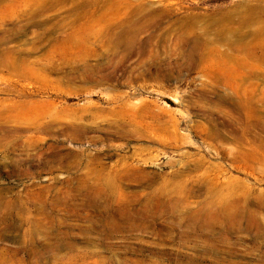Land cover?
I'll use <instances>...</instances> for the list:
<instances>
[{
  "label": "rangeland",
  "instance_id": "374dc122",
  "mask_svg": "<svg viewBox=\"0 0 264 264\" xmlns=\"http://www.w3.org/2000/svg\"><path fill=\"white\" fill-rule=\"evenodd\" d=\"M14 1L19 12L0 27V37L13 30L2 48L47 58V72L29 81L0 73V126L12 136L0 138L8 148L0 147V264H264V212L245 232L236 219L206 218L223 212L206 205V187L185 196L174 187L198 176L193 164L204 158L222 171L217 194L237 182L252 198L264 192V161L232 163L209 148L218 140L208 134H220L226 152L247 150L222 126L228 102L239 99L230 74L216 80L201 71L229 65L238 55L233 40L264 29V0ZM127 19L145 28L133 52L117 47L122 30L107 34ZM94 34L108 43L80 46ZM249 82L243 87L255 84L261 99L264 78Z\"/></svg>",
  "mask_w": 264,
  "mask_h": 264
},
{
  "label": "bare ground",
  "instance_id": "6f19581e",
  "mask_svg": "<svg viewBox=\"0 0 264 264\" xmlns=\"http://www.w3.org/2000/svg\"><path fill=\"white\" fill-rule=\"evenodd\" d=\"M0 2L3 3V0H0ZM4 7H5V9L3 8L2 12L0 13V19H1L0 20V27H2L4 25V21L9 19L12 14L19 12L16 9L17 7L15 6L14 0H10L8 2V5L4 6ZM42 11H43V9L41 11L39 10L40 13ZM37 13H38V11H37ZM40 16H41V14H40ZM155 16H157V15H155ZM152 18H154V17H152ZM140 20H141V18H140ZM154 20H156V19H154ZM111 21H113V20H111ZM142 21H143V23H145L144 20H142ZM147 21L150 22L148 19H147ZM29 22H27V23H29ZM116 22L114 24H112L113 26L111 25L112 27L107 30V34L111 33L110 36H113L112 29H114V28H119L120 30H122L118 35L119 37L117 38L118 39L117 42L119 44H117L115 40H114V42H115V44H117L118 48L122 47L124 52H127V51L133 52L131 49L134 50L135 46H137V44H135V42L137 41V43H138V40H139V39L137 40L136 37L141 33V31L144 27L141 26L140 23H134L133 24V22L129 19L123 20L122 22L120 21L121 23L120 22L116 23ZM30 23H32V22H30ZM43 24H45V23H43ZM137 24H139V25H137ZM24 26H26V25H24ZM242 27H248L249 28L250 23L246 22L245 25H243V23H242ZM18 28L19 27H17V29ZM18 30H20V28ZM21 30H22V28H21ZM113 31H115V30H113ZM262 31H264V29H259L258 31L248 32L245 35L240 33L238 38L235 41L233 40L232 45L236 46V50L238 52V55L236 56L235 59H233V60L231 59L232 62L229 65L226 63H221V62L218 63L217 62L218 65L217 64H215L214 66L205 65L201 68V71L203 72V74L205 76L211 77V78L216 79V80H220L222 78H224V80H225L227 73H229L230 74V76H229L230 80L232 81V83H234V84H232L233 92L239 96V99L237 102H235V103L234 102H232V103L228 102L231 105L232 109L229 112H227V114H225L224 122H223L222 126L224 127V129L229 130L233 141H235V143H237V145L239 147L244 148V146H247L246 152H241V150H239V149H238L239 151L236 150L237 151L236 154H233L230 151L226 152L225 148L223 146L225 141H224V138L220 134H217V135L208 134V136H207L208 139H213V141L218 140L217 143H215V144H213L211 142L208 144L209 148L215 152L216 156L219 155V157H220V156H223L224 154L225 155L227 154V156L232 157V159H230L232 161V163H236L238 161H243L245 163H250L251 161H264V152H260L258 150V148H261L262 150H264V136H260L259 138L254 139V136L251 132V128L254 127V128L260 129V131L262 133H264V116H262L260 114L261 112L258 108V104L260 102L262 104H264V94H262L261 99H256V97L254 95V88L256 87L255 84L254 85L252 84L251 86L248 84L251 88L249 86L247 88L252 89V91H249L246 87H243V84L245 81L249 82V80H252V79L258 78V77L264 78V70L259 71V70H257L256 66L251 64V61H253V60H259L262 63H264V44L258 42V36H260ZM8 32L12 33L13 32L12 28H9ZM8 32H7V34H9ZM9 35H8V37H9ZM8 37L7 36L6 37H4V36L0 37V73L1 72H7L10 76V77L8 76L9 77L8 79H11L12 77H16L17 79H20V80L29 81V80L35 79V76L44 75L47 72V63H46L47 58L39 60V61H29L25 57H22V55H25L27 52L25 50H21L18 48L17 49H14V48L13 49L12 48H4L3 49L2 46L6 45L9 42V40H8L9 38H12V37H9V38ZM82 37H83L82 39L80 38V46L86 47V45L87 46L91 45L94 47V49L90 48L92 51H95L97 46H101V43L99 42L101 40L100 38H102V40L104 41V43H105L104 45H106V43H108V41H109L108 35L102 36L101 34L100 35L94 34V38H93L94 42H92L93 44L89 43V40L87 38H85L84 36H82ZM39 38H40V36H39ZM247 39H248V42H245ZM255 41H256V43L252 44V42H255ZM96 42H98V43L96 44ZM109 44H111V43H109ZM229 44H231V42ZM139 49H141L140 46H139ZM194 49L198 50V48L197 49L194 48ZM193 51L194 50H191L192 53H193ZM210 52L215 53V55H216V53H218L215 50H211ZM218 54H219V57H221V58L225 55L222 53H218ZM100 55L101 54L99 53V56ZM95 56L99 57L98 52L95 54ZM200 56H202L201 53H200ZM54 58L55 57L52 54L51 59L53 60ZM200 59H202V58H200ZM85 68L89 69L90 66L87 65V66H85ZM93 69L96 71L98 69L100 70V68H98V67H94ZM104 81L107 82V80L103 77L91 78V82H95L97 84L103 83ZM28 101L30 103L27 101L20 102V103H21V105H27V106L30 104H33V102H31L30 100H28ZM19 105H18V107H20ZM10 120H12V119H10ZM7 131L8 130H6L3 126H0V138L2 137V138H6L8 140V137H12L11 135L9 136V135L4 134ZM17 132H18L17 129L13 130V133L15 135ZM212 133H214V132H212ZM2 134H4V135H2ZM14 137H17V136H14ZM255 142L259 143L258 146L256 145ZM1 144H2V142H1ZM12 144H9V146H12ZM0 147H1V150L4 148L3 149L4 152H6L8 150V148L6 146H0ZM186 156H187L186 158H188V155H186ZM206 164H207V162L204 160V158H202V160H198L197 162H195L193 164V167H194V171L198 172V176H195V177L189 176L187 178H184L183 182L175 184L174 187L179 189L181 194L184 196L186 194L194 193L197 190L206 187V189L208 190V193L210 194V197H211V200L209 202L207 201L206 205L212 204L214 206L216 204L217 208L221 207V211H223V212H221L222 214H219L217 211H220V210H215L214 212L209 214L210 217L206 215V218L210 219V218H215V217H221L225 220L236 219V221L240 222L239 224H242V222H243V228H244L243 231L249 232V231L255 230L261 221L260 213L264 212V192L259 191L256 194V196L254 198H252V196L254 195L252 190L250 188L246 187L243 183L237 182L233 186H228L227 194H225V193L217 194L218 191L212 190V188L214 186H216L215 180L217 178H219V175L222 171L217 166L206 165ZM124 165L125 164H123L121 167L123 168ZM126 167H128V166H126ZM229 206L235 207L236 210H235V213L233 212L234 214H230L229 212H227L228 210H226L224 212V210H225L224 208L225 207L230 208ZM149 208H151V207H149ZM203 217L204 216H201V220L203 219ZM238 230L242 231L241 225L238 227Z\"/></svg>",
  "mask_w": 264,
  "mask_h": 264
}]
</instances>
